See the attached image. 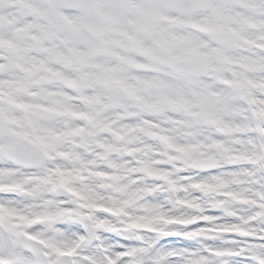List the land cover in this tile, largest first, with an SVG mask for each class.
I'll return each mask as SVG.
<instances>
[{"label": "snow or ice", "instance_id": "obj_1", "mask_svg": "<svg viewBox=\"0 0 264 264\" xmlns=\"http://www.w3.org/2000/svg\"><path fill=\"white\" fill-rule=\"evenodd\" d=\"M0 264H264V0H0Z\"/></svg>", "mask_w": 264, "mask_h": 264}]
</instances>
